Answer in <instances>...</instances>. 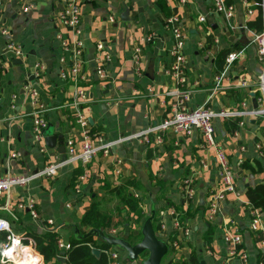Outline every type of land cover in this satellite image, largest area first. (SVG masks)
I'll list each match as a JSON object with an SVG mask.
<instances>
[{
    "label": "crops",
    "instance_id": "obj_1",
    "mask_svg": "<svg viewBox=\"0 0 264 264\" xmlns=\"http://www.w3.org/2000/svg\"><path fill=\"white\" fill-rule=\"evenodd\" d=\"M32 1L34 7L25 13L19 0H6L0 13L2 174L28 175L51 161H62L58 149L49 148L45 139L46 152H41L34 140L32 105L23 89L26 81L40 84L41 98L48 108L47 129L62 134L65 142L70 137L80 138V130L73 119L78 84L72 78L63 80L60 77L58 60L62 54L58 35L72 37V32L59 22L60 0ZM228 2L236 8L232 20L234 28L224 17L210 10V0H190L184 5L179 0H81L84 69L88 79L80 86L85 88L88 97L81 100L80 105L88 120L91 118V129L108 139H117L168 116L169 104L178 98L174 93L176 84L164 71L171 62L168 52L172 37L166 26V19L171 16L182 18L188 34L185 53L193 92L190 105L196 107L208 101L215 109H235L246 101L250 107L258 106L259 76L264 72V64L258 56V45L253 41L258 31L248 27L258 12L254 1ZM200 16H205L206 20L199 21ZM2 27L8 28L9 37L22 45L24 54L16 57L22 60L21 64L9 65L11 54L5 49ZM152 35L151 41L145 39ZM98 42L104 44V54L111 56L107 65L111 75L109 81L101 80L96 72ZM230 49V53L239 56L227 71L222 85L215 89L214 76L223 70L219 55ZM37 63L45 66L39 77L34 75ZM244 78L249 84L246 88L240 84ZM251 92H255V96ZM229 120L234 121L215 120L216 136L236 170L238 195H228L221 214L214 221L207 217L210 195L221 184L214 149L205 144L199 131L189 136L174 130L164 132L161 143L131 139L115 145L110 156L99 153L87 166L66 164L59 168L56 176L36 177L23 187H14L10 194V210L0 209V217L10 222L16 234L34 239V234L53 230L58 233L57 239L70 243L94 229L82 225L83 215L94 201H101L108 211L110 225L107 229L117 228L118 236L115 237H131L132 240L139 236L148 219L157 235L163 223L167 233L172 232L170 212L175 209L184 216V223L191 230L178 253L181 259L189 257L192 251L209 264H216L227 256L223 233L225 225L233 220L242 234V248L249 260L243 263L234 259L231 264H261L264 214L257 209L262 225L261 229L253 231L252 205L245 190L264 183V154H259L257 147L260 144L264 150V117L249 119L237 137L228 129L231 127L226 123ZM12 152L19 156L12 157ZM115 158L123 161L119 173L114 170ZM75 170L81 172L75 174L74 179ZM83 173L86 178L78 180ZM185 180L191 181L196 189L191 199H186L182 191ZM128 181L138 184L128 190L140 198L141 219L113 192ZM76 188L80 190L79 195ZM29 198L36 200L41 218L52 220V224H42L32 217L25 205ZM5 201L2 197L0 206H4ZM101 230L93 236L98 244L102 243ZM208 233L211 241L206 245ZM28 252L30 259L42 264L36 253L30 249ZM169 254L168 261L179 262L174 253L170 251ZM40 258H43L41 254ZM126 258L121 264L137 262L130 263ZM138 261L141 262V258Z\"/></svg>",
    "mask_w": 264,
    "mask_h": 264
},
{
    "label": "built area",
    "instance_id": "obj_2",
    "mask_svg": "<svg viewBox=\"0 0 264 264\" xmlns=\"http://www.w3.org/2000/svg\"><path fill=\"white\" fill-rule=\"evenodd\" d=\"M6 0H0V13L4 7ZM22 3L23 12L27 13L34 7L32 0H19ZM61 9L58 13L59 22L65 28L72 32V37H64L59 34V46L62 51L60 56V77L63 80L72 78L78 84L73 104V119L80 130L79 140L70 137L66 140V160L49 162L43 168L28 174L16 175L12 173L2 174L0 172V199L5 197L4 206L0 209L10 210V194L14 187H23L27 185L32 179L36 177H53L56 176L59 168L63 165H70L71 167L87 166L99 153L105 156H110L113 153V147L117 144L129 141L131 139H139L142 142L150 143L154 140L161 143L164 132L174 130L185 135H192L195 132H200L203 136L204 142L207 146L214 149L215 159L218 166L220 176V187L211 193L210 204L208 207V220L214 221L222 212V205L229 194H237V179L236 170L228 158V154L217 139L215 120L217 119H239L238 129L233 134L235 137L240 135L241 129L245 126L249 119L264 117V72L259 76V91L258 106L250 107L246 101L241 102V106L235 109H215L209 102H205L199 106L192 107V89L187 69V57L185 53L186 41L188 38L187 31L184 27V22L179 16H171L166 19V26L169 28L172 37V45L169 49L171 62L167 64L164 71L167 76L176 84L174 93L178 98L169 104V114L161 122L141 129L135 133L119 137L117 139H108L103 134L94 132L91 129L88 115L81 107V100L88 97L82 82L88 79L84 69V39L82 24V6L81 0H60ZM184 5L188 4L190 0H179ZM264 6V2H263ZM210 10L216 14L221 15L226 19L228 24L233 27L232 20L235 16L236 8L234 4L228 0H210ZM113 20V17H110ZM205 16H200L199 21H205ZM234 28V27H233ZM1 33L6 37L5 49L13 57H19L24 54L22 45L9 37V30L2 27ZM152 36H147L145 39L151 41ZM258 45V56L260 61L264 64V29L257 32L253 39ZM98 54L96 60V72L101 80L109 81L111 75L107 69V65L111 59L109 54H104V44L97 43ZM10 56V57H11ZM238 53H230L226 59V67L215 74L214 88L217 89L222 85L223 80L227 76V71L238 58ZM2 61L0 60V67ZM45 66L42 63L35 65L34 75L39 77ZM242 87H248V81L244 78L240 82ZM23 89L27 92L29 101L32 105V120L34 140L40 146L41 152H46L47 147L44 144L45 131L48 127V120L46 117L47 106L41 98L40 84L35 81H26ZM251 89V88H250ZM252 90V89H251ZM13 97H16L14 95ZM259 154H264V150L260 144L257 145ZM12 157L19 156V153L12 152ZM114 170L119 173L120 166L123 164L122 159L115 158L113 160ZM86 173L80 174L78 180H84ZM182 191L186 199H191L196 193L195 186L191 181L185 180L182 183ZM76 193L79 195L80 190L76 188ZM137 195V194H136ZM25 205L29 209L32 217L38 222L52 224V220L44 221L37 208L36 200L29 198L25 201ZM72 204H68L71 206ZM252 207L250 213L252 215L251 229L253 231L261 229L262 216L257 210ZM172 232L167 233L166 224L163 223L159 231V236L164 239L168 245L169 250L179 252L182 244L188 239L191 230L187 227L184 221L181 220L180 213L172 209ZM106 231V230H105ZM7 233V240L0 245V261L6 264H37L35 260L30 259V249L32 253H36L40 258V253L34 248L35 240L26 237L22 234H16L12 231L10 222L3 217H0V236L2 233ZM107 232L112 236H118L117 228H109ZM181 234L180 236L178 235ZM172 235V236H171ZM223 240L227 245V256L223 257L216 264H231L234 259H240L243 263H247L249 255L242 248L243 237L238 225L233 220H230L224 227ZM58 248L67 251L71 248L70 243H65L61 239H57ZM110 259L109 264H121L123 258L126 257L125 252L116 247H111L106 251ZM43 257V256H42ZM142 260V259H141ZM131 263V262H130ZM136 262H133L135 264ZM132 264V263H131ZM141 264V262H140ZM262 264V263H261Z\"/></svg>",
    "mask_w": 264,
    "mask_h": 264
},
{
    "label": "trees",
    "instance_id": "obj_3",
    "mask_svg": "<svg viewBox=\"0 0 264 264\" xmlns=\"http://www.w3.org/2000/svg\"><path fill=\"white\" fill-rule=\"evenodd\" d=\"M248 2L254 1L255 2V8L258 12V16L254 21H251L248 23V27L256 29V31L260 32L264 29L263 27V15H264V6L263 2L264 0H247ZM232 49L230 50H224L220 53L219 59L221 61V64L223 65L220 69H224V66L226 65L227 57L230 54ZM1 71V70H0ZM260 91L257 92V95L259 97ZM238 120L235 119L229 120L226 123L231 124V127L228 126V129L231 130V132H234L236 129H238ZM93 130V129H92ZM94 132H98L95 129ZM99 133V132H98ZM248 167H251L250 164H248ZM80 170H75L74 175L80 173ZM76 175L74 176L75 179ZM137 187L138 184H136L134 181H128L124 185L116 188L113 190L119 197L120 201L124 203L131 211L132 213L137 212L139 219L143 217L140 209H141V201L140 198L134 196V194L130 193L128 188L129 187ZM246 196L248 198V201L254 208H258L263 214H264V183H259L255 186H249L245 190ZM110 216L108 214V211L102 206L101 201H94L90 208L85 212L82 218V225L92 227L94 229L92 230H99L102 228V230L105 232V234L110 235L107 231V227L110 225ZM181 220L184 221V216H181ZM211 233V232H210ZM210 233L206 235L205 243L206 245H209L211 241V237L209 236ZM95 233H87L80 237V239H72L70 244L71 248L66 251L65 257H66V263L65 264H109L110 259L108 257V254L106 251H108L111 247L109 244H107L104 239H102V235H99L102 239V243L98 244L93 236ZM57 235L58 233L53 230H49L45 234H34L33 237L35 239L34 248L43 256L44 263L45 264H64L61 261L58 260V256L60 254V249L58 248L57 244ZM142 235L141 232L139 236L135 237V241H139L141 239ZM133 239V238H132ZM131 237H128V240L130 242H134ZM7 240V233L4 232L0 236V245L1 243L5 242ZM97 247L102 250V254L99 258L95 257L92 254V248ZM171 250H169L170 252ZM147 254L145 253L144 256ZM262 264H264V255L261 257ZM202 260L201 257L198 256L196 251H192L189 255V257L185 258L184 260H180L179 262H174V260H170L165 264H200V261ZM0 264H6L0 261Z\"/></svg>",
    "mask_w": 264,
    "mask_h": 264
},
{
    "label": "water",
    "instance_id": "obj_4",
    "mask_svg": "<svg viewBox=\"0 0 264 264\" xmlns=\"http://www.w3.org/2000/svg\"><path fill=\"white\" fill-rule=\"evenodd\" d=\"M22 60L20 58H16L11 56L10 63L11 64H21ZM32 78V77H31ZM253 96H255V92H251ZM255 107L257 105L255 104ZM91 121V118L89 119ZM62 130H59L61 132ZM45 142L46 145L53 149L57 148L58 152L62 155V161L66 160V142L64 141V137L62 134L54 133L52 129H47L45 131ZM151 219L146 220L141 229V239L135 243L130 242L128 239L123 237H115L108 234H105L103 230L99 232L102 235V239L109 244L110 246L116 247L121 251L125 252L126 259L130 262L136 261L144 256L145 259L142 261V264H165L164 258L169 253V245L168 243L162 239L159 235L156 234L154 227L152 226ZM99 230H92L90 233H98ZM66 251L61 250L58 256V260L62 263H66L65 257ZM92 254L99 258L102 254V250L97 247L92 248ZM200 264H209L207 260L202 259Z\"/></svg>",
    "mask_w": 264,
    "mask_h": 264
},
{
    "label": "rangeland",
    "instance_id": "obj_5",
    "mask_svg": "<svg viewBox=\"0 0 264 264\" xmlns=\"http://www.w3.org/2000/svg\"><path fill=\"white\" fill-rule=\"evenodd\" d=\"M171 252H172V254L174 255V256H176V258H178L177 259V261H180V260H182L181 259V257H180V255L178 254L179 252H175L174 250H171ZM170 257V254L169 255H167L165 258H164V263H167L168 262V258ZM145 259V256H143L141 259ZM142 261L143 260H141V264H142ZM133 264V263H132ZM135 264H140V262L137 260V262L135 263Z\"/></svg>",
    "mask_w": 264,
    "mask_h": 264
}]
</instances>
